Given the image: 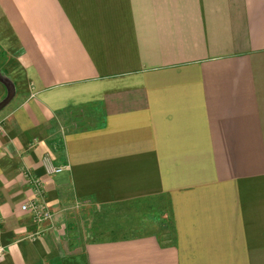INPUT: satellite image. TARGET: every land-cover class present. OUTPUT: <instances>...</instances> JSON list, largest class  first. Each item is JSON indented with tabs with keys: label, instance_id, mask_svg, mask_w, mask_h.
Segmentation results:
<instances>
[{
	"label": "crops",
	"instance_id": "0c3cea01",
	"mask_svg": "<svg viewBox=\"0 0 264 264\" xmlns=\"http://www.w3.org/2000/svg\"><path fill=\"white\" fill-rule=\"evenodd\" d=\"M0 70V264H264V0H0Z\"/></svg>",
	"mask_w": 264,
	"mask_h": 264
},
{
	"label": "rangeland",
	"instance_id": "374dc122",
	"mask_svg": "<svg viewBox=\"0 0 264 264\" xmlns=\"http://www.w3.org/2000/svg\"><path fill=\"white\" fill-rule=\"evenodd\" d=\"M141 209L142 206L134 205L88 208L73 221L71 228L67 231L68 238L74 246H77L84 241L107 238L111 232L124 236L140 231L138 226L149 215L155 219L160 218L159 213L154 209L148 207L147 212L144 213L141 212ZM139 215H141L140 218Z\"/></svg>",
	"mask_w": 264,
	"mask_h": 264
},
{
	"label": "built area",
	"instance_id": "2783aa9c",
	"mask_svg": "<svg viewBox=\"0 0 264 264\" xmlns=\"http://www.w3.org/2000/svg\"><path fill=\"white\" fill-rule=\"evenodd\" d=\"M3 128V124L0 121V131ZM47 173L53 174V173H59L61 171L60 168H53L48 163H45ZM27 179L32 186V188L35 191V195L38 196L41 193L43 182L31 174L27 173ZM21 210L23 212L29 213L33 219L37 222H44L49 221L52 218V214L50 210L47 208V206L43 203H40L38 200H33L30 202H27L21 206ZM4 255V249L0 247V260L3 258Z\"/></svg>",
	"mask_w": 264,
	"mask_h": 264
},
{
	"label": "water",
	"instance_id": "95a60500",
	"mask_svg": "<svg viewBox=\"0 0 264 264\" xmlns=\"http://www.w3.org/2000/svg\"><path fill=\"white\" fill-rule=\"evenodd\" d=\"M0 84L5 89V94L0 100L1 112L13 101L16 95V86L11 77H9L3 70H0Z\"/></svg>",
	"mask_w": 264,
	"mask_h": 264
}]
</instances>
